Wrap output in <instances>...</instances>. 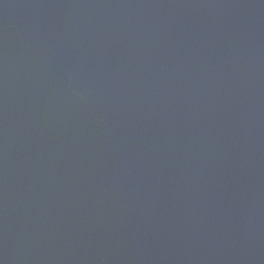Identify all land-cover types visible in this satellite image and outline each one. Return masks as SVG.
<instances>
[{
  "label": "water",
  "instance_id": "95a60500",
  "mask_svg": "<svg viewBox=\"0 0 264 264\" xmlns=\"http://www.w3.org/2000/svg\"><path fill=\"white\" fill-rule=\"evenodd\" d=\"M0 264H264V0H0Z\"/></svg>",
  "mask_w": 264,
  "mask_h": 264
}]
</instances>
